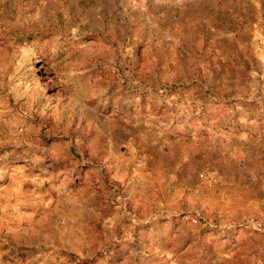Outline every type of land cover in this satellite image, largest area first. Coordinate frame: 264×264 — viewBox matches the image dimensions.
I'll return each instance as SVG.
<instances>
[{"label":"rangeland","instance_id":"374dc122","mask_svg":"<svg viewBox=\"0 0 264 264\" xmlns=\"http://www.w3.org/2000/svg\"><path fill=\"white\" fill-rule=\"evenodd\" d=\"M0 264H264V0H0Z\"/></svg>","mask_w":264,"mask_h":264}]
</instances>
